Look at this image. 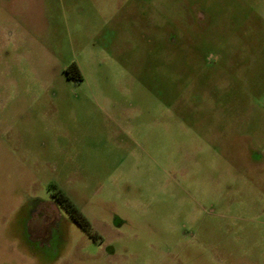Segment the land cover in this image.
<instances>
[{
    "label": "rangeland",
    "instance_id": "374dc122",
    "mask_svg": "<svg viewBox=\"0 0 264 264\" xmlns=\"http://www.w3.org/2000/svg\"><path fill=\"white\" fill-rule=\"evenodd\" d=\"M0 264H264V0H0Z\"/></svg>",
    "mask_w": 264,
    "mask_h": 264
},
{
    "label": "flooded vegetation",
    "instance_id": "af4514ba",
    "mask_svg": "<svg viewBox=\"0 0 264 264\" xmlns=\"http://www.w3.org/2000/svg\"><path fill=\"white\" fill-rule=\"evenodd\" d=\"M32 204L27 220L28 234L31 240L46 244L52 239L51 237L58 229L61 221L60 207L58 204L64 207L65 211L78 223L73 208L66 203L64 198L61 202L58 200H55V202L37 201Z\"/></svg>",
    "mask_w": 264,
    "mask_h": 264
},
{
    "label": "trees",
    "instance_id": "16d2710c",
    "mask_svg": "<svg viewBox=\"0 0 264 264\" xmlns=\"http://www.w3.org/2000/svg\"><path fill=\"white\" fill-rule=\"evenodd\" d=\"M67 73L69 75L76 74L78 76V79H81V73L77 65L73 64L67 69ZM64 200L68 205H70L73 208V212L75 215V218L77 219L80 226L83 228V230L88 234L90 238L97 239L98 236L96 232L93 229V226L91 222L81 213L78 211V209L72 204V202L63 194H61Z\"/></svg>",
    "mask_w": 264,
    "mask_h": 264
}]
</instances>
